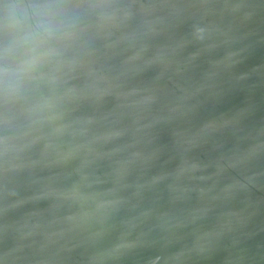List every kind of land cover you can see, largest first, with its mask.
<instances>
[{"label": "water", "instance_id": "obj_1", "mask_svg": "<svg viewBox=\"0 0 264 264\" xmlns=\"http://www.w3.org/2000/svg\"><path fill=\"white\" fill-rule=\"evenodd\" d=\"M0 264H264V0H0Z\"/></svg>", "mask_w": 264, "mask_h": 264}]
</instances>
